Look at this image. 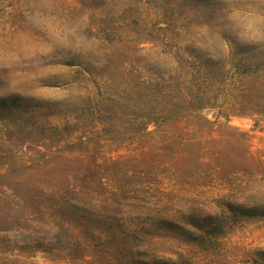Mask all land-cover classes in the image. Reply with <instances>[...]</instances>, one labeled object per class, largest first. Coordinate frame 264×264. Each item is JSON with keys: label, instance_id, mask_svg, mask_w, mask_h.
<instances>
[{"label": "rangeland", "instance_id": "obj_1", "mask_svg": "<svg viewBox=\"0 0 264 264\" xmlns=\"http://www.w3.org/2000/svg\"><path fill=\"white\" fill-rule=\"evenodd\" d=\"M203 68L209 123L135 126L155 83ZM8 95L0 264H264V216L183 235L217 197L264 205V0H0Z\"/></svg>", "mask_w": 264, "mask_h": 264}, {"label": "trees", "instance_id": "obj_2", "mask_svg": "<svg viewBox=\"0 0 264 264\" xmlns=\"http://www.w3.org/2000/svg\"><path fill=\"white\" fill-rule=\"evenodd\" d=\"M200 74L204 84H206L203 87V83L197 84L200 77L197 78L192 71L182 72V75L177 73L174 77L169 75L166 79L163 78L155 83L145 115L137 116L140 114L138 113L140 108L138 105L134 106L139 108L135 109V126L141 124L144 130L150 126L157 130L176 127L181 121L189 117H201L204 110L211 108L209 102H211L213 94V85L210 82L211 76L208 69L203 68ZM22 101V97L18 95L0 96V118L3 120L4 126H15V123H10V121L15 122L17 117L20 119L25 117L20 107ZM16 115L18 116L16 117ZM203 117L208 123L210 122L202 115ZM66 127L63 126L62 128ZM54 129L56 132H60L59 127L55 126ZM81 144L80 140L70 141L66 138L62 146L66 150L82 151ZM215 206L214 211L204 213L201 217L202 223L199 226H195L193 229H183V235L188 241L196 237L213 238L221 236L243 219L264 216V205L240 202L229 197H217ZM261 254L264 255V251ZM138 262L139 264H177L174 259H165L156 255H148L139 259Z\"/></svg>", "mask_w": 264, "mask_h": 264}]
</instances>
